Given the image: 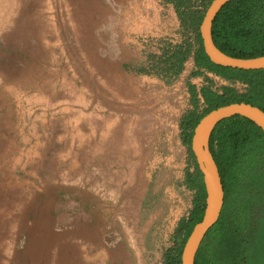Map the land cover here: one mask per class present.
Segmentation results:
<instances>
[{"label": "rangeland", "instance_id": "374dc122", "mask_svg": "<svg viewBox=\"0 0 264 264\" xmlns=\"http://www.w3.org/2000/svg\"><path fill=\"white\" fill-rule=\"evenodd\" d=\"M180 38L162 0H0V264H163L194 66L136 70Z\"/></svg>", "mask_w": 264, "mask_h": 264}, {"label": "trees", "instance_id": "16d2710c", "mask_svg": "<svg viewBox=\"0 0 264 264\" xmlns=\"http://www.w3.org/2000/svg\"><path fill=\"white\" fill-rule=\"evenodd\" d=\"M173 7L180 24V40L162 42L158 53L147 55L136 71L170 81L179 76L187 61L193 70L186 83L191 108L180 119V135L193 167L184 184L194 192L191 208L179 220L173 244L162 256L163 264H180L182 247L203 216L205 190L190 150L198 121L211 110L244 102L264 112V69L241 70L212 63L205 55L199 26L212 0H162ZM211 37L215 46L231 57L264 55V0H230L216 14ZM208 74L217 77V85ZM203 76V84L191 83ZM240 85V88L237 86ZM209 152L217 166L223 188L218 220L207 231L193 264H264V133L252 121L235 115L213 128Z\"/></svg>", "mask_w": 264, "mask_h": 264}, {"label": "water", "instance_id": "95a60500", "mask_svg": "<svg viewBox=\"0 0 264 264\" xmlns=\"http://www.w3.org/2000/svg\"><path fill=\"white\" fill-rule=\"evenodd\" d=\"M230 0H212L206 9L199 34L202 48L209 60L219 66L241 70L264 69V55L255 58H235L220 51L212 41V22L224 4ZM235 115L252 121L264 133V112L248 103H231L211 110L196 124L190 140V150L193 153L196 166L202 176L205 190L204 211L202 219L192 228L182 247L180 264H193L195 254L207 231L218 220L223 206V188L217 166L209 152L208 141L216 124Z\"/></svg>", "mask_w": 264, "mask_h": 264}]
</instances>
